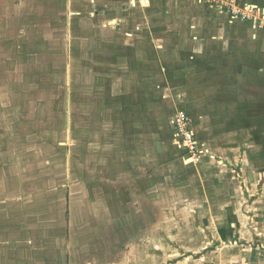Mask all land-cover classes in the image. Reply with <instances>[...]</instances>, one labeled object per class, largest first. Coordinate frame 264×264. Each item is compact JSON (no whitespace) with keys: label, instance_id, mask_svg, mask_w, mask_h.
Here are the masks:
<instances>
[{"label":"crops","instance_id":"obj_1","mask_svg":"<svg viewBox=\"0 0 264 264\" xmlns=\"http://www.w3.org/2000/svg\"><path fill=\"white\" fill-rule=\"evenodd\" d=\"M14 1L38 10L40 22L68 29L70 39L96 57L104 81L97 86L98 111L103 120L115 111L117 131L130 135L131 169L144 163L154 171L155 139L158 147L163 143L154 130L155 105L171 103L169 146L163 144L177 148L183 166L196 168L192 187L185 184L191 203L175 210L179 224L155 228L148 221L154 212L151 172L140 190L132 189L139 179H120L128 186L120 193L128 198H114V205L109 194L117 191L104 187L98 213L86 208V228H64L65 241L56 226L47 228L62 234H52L53 240L36 239L37 228L28 234L24 209L6 201L12 195L4 187L0 264H264V29L197 0ZM238 1L264 10V0ZM58 33L56 40L67 37ZM181 111L193 121L201 152L195 163L176 146L171 122ZM122 121L132 127L125 131ZM112 181L103 178L102 184ZM133 210L145 214L144 227ZM128 212L133 220L122 228Z\"/></svg>","mask_w":264,"mask_h":264},{"label":"rangeland","instance_id":"obj_2","mask_svg":"<svg viewBox=\"0 0 264 264\" xmlns=\"http://www.w3.org/2000/svg\"><path fill=\"white\" fill-rule=\"evenodd\" d=\"M15 4L14 0H0V175L9 177V185L0 182V191L8 187L12 196L6 201L13 199L14 205L24 209L28 234L33 235L37 228L36 239L53 240L60 231L47 228L56 226L63 228L65 241L68 228L86 224V208L90 207L91 214L98 213L95 202L100 201L104 187L117 191L109 194L114 205L113 199L123 196V188L128 192V186L118 184L120 179H139L131 188L140 190V181L150 176L152 169L144 168V163L131 169L136 163L130 135L117 131L115 111L111 120L100 115L97 86L104 81L98 76L102 72L97 70L96 57H89L84 43L73 42L68 29L42 23L36 18L38 10ZM57 32L58 37H67L56 40L53 33ZM171 105H155L154 130L166 145ZM120 125L125 131L132 127L130 121ZM176 141L181 148L177 137ZM157 143L155 139L154 212L148 221L151 219L155 228H169L180 222L178 205L191 203L184 193L192 192L196 167L183 166L177 148L170 150L169 144L158 147ZM103 178L115 179V183L104 186ZM130 200L131 205L136 202ZM10 205L8 202L7 207ZM1 207L5 208L0 203ZM139 213L135 211L134 221L144 227L145 214ZM126 217L122 228L133 220L130 212ZM92 225L96 228L94 222Z\"/></svg>","mask_w":264,"mask_h":264},{"label":"built area","instance_id":"obj_3","mask_svg":"<svg viewBox=\"0 0 264 264\" xmlns=\"http://www.w3.org/2000/svg\"><path fill=\"white\" fill-rule=\"evenodd\" d=\"M217 9L220 12L227 13L231 17L254 24L264 29V10L254 6L245 5L238 0H197ZM175 134L178 145L189 153L191 163H195L200 158L199 144L196 140L193 130V121L186 112H178L173 119Z\"/></svg>","mask_w":264,"mask_h":264}]
</instances>
